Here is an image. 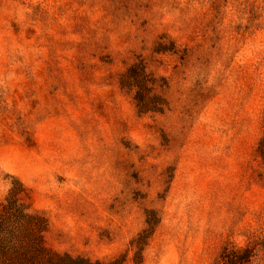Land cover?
<instances>
[{
    "label": "rangeland",
    "instance_id": "374dc122",
    "mask_svg": "<svg viewBox=\"0 0 264 264\" xmlns=\"http://www.w3.org/2000/svg\"><path fill=\"white\" fill-rule=\"evenodd\" d=\"M264 0H0V209L102 264H264Z\"/></svg>",
    "mask_w": 264,
    "mask_h": 264
},
{
    "label": "trees",
    "instance_id": "16d2710c",
    "mask_svg": "<svg viewBox=\"0 0 264 264\" xmlns=\"http://www.w3.org/2000/svg\"><path fill=\"white\" fill-rule=\"evenodd\" d=\"M259 151L264 158V139ZM21 191L19 184L11 186L1 205L0 264H90L53 253L44 246L45 222L20 201Z\"/></svg>",
    "mask_w": 264,
    "mask_h": 264
}]
</instances>
